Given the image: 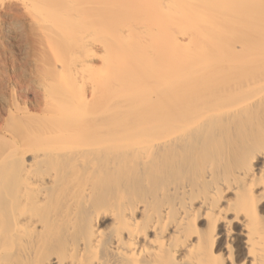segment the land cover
Masks as SVG:
<instances>
[{"label": "bare ground", "instance_id": "bare-ground-1", "mask_svg": "<svg viewBox=\"0 0 264 264\" xmlns=\"http://www.w3.org/2000/svg\"><path fill=\"white\" fill-rule=\"evenodd\" d=\"M16 9L35 100L0 133V264H264V164L230 147L264 143V0Z\"/></svg>", "mask_w": 264, "mask_h": 264}, {"label": "rangeland", "instance_id": "rangeland-1", "mask_svg": "<svg viewBox=\"0 0 264 264\" xmlns=\"http://www.w3.org/2000/svg\"><path fill=\"white\" fill-rule=\"evenodd\" d=\"M3 12H8V14L3 13ZM25 12H27V11H20V10L17 11V9H16V11L15 10H10V11L9 10L8 11L2 10V11H0V14L2 15V16L0 15V29H1V32H0L1 33L0 34V118H1L0 123L1 124H0V126L2 128L8 123V121H6V119H7L6 117H7V113H8V106L9 105L11 106V103H12V100H11V99H13L12 96H15L17 99H19L18 101L21 104H23L24 99L29 101V103H31V104H34V100H35V98H34L35 88H34L32 79H33V72L36 70L35 60L37 57V53L35 50L36 45L34 44L33 39L31 37V34H30L32 28H31V25L29 23V15H28V13H25ZM6 15H8V17ZM25 17H27V18H25ZM6 20H8V21H6ZM13 20L16 22H14ZM10 21H11V23H10ZM17 26L18 27L20 26L19 28H21V29L18 28V30H17L16 29ZM11 28H13V29H11ZM5 30L7 31L8 36L5 40H2L1 35L3 32H5ZM13 30H14V32H12ZM20 32H21V34H20ZM33 53H35L36 55ZM184 69L185 70H183V71L181 70L178 73L183 74V72L185 71L184 72V74H185V73H187L186 70L190 71L189 68H184ZM215 71H216V65L213 63L208 64L204 67V72L206 74L212 73ZM13 92H15V93H13ZM18 95H20V96H18ZM23 96H24V98H23ZM30 112L36 113V112H33L32 109ZM4 116H6V117H4ZM2 123H5V124H2ZM0 133H4V128L3 129L0 128ZM244 140H246V141H244ZM243 141L244 142H242V139H240V140H238V142L236 141L233 144H231L230 147L231 148H241L244 150L254 149V154L257 155L258 157L257 156L255 157V155L253 154V158H252L253 161L251 160L252 164H253L252 167L254 168V171L257 174V176H259L262 174L261 169H263L262 165L264 164V163H262V162H264V158H263L264 157V151H262V149H260L261 146L259 144L264 146V143L259 142V144H258V142H255L253 144L252 141L250 142V140L249 139L247 140V138H245V139L243 138ZM235 161L236 160L230 159V160H228L227 164H229V162H230V164H235L236 163ZM259 168H261V169L259 170ZM257 169H258V171H257ZM262 179L264 180V175H263ZM224 196H225V198L226 197H232V193L225 192ZM196 200L194 201L195 204L198 203V201H196ZM222 203H224V204H222L224 206L225 202L222 201ZM102 224H103V226H102ZM110 224H111V219L109 218V216L106 215V216L101 218V220L99 222V228L102 230H107L110 227ZM105 225H107V226L105 227Z\"/></svg>", "mask_w": 264, "mask_h": 264}]
</instances>
